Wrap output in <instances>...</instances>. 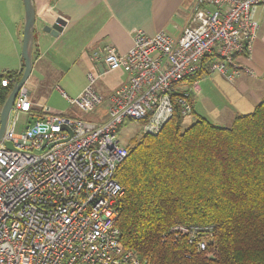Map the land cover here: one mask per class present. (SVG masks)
Wrapping results in <instances>:
<instances>
[{"label": "built area", "instance_id": "obj_1", "mask_svg": "<svg viewBox=\"0 0 264 264\" xmlns=\"http://www.w3.org/2000/svg\"><path fill=\"white\" fill-rule=\"evenodd\" d=\"M262 4L197 0L178 38L139 30L127 52L110 44L94 51L92 60L130 76L110 95L103 123L48 112L17 130L20 113H33L30 92L22 87L0 141V264H149L121 243L119 201L125 189L115 174L128 149L119 127L137 122L142 134H158L173 116L175 102L185 117L190 115L185 79L204 67L230 82L243 71L252 73L238 56L252 51L259 28L255 12ZM89 80L71 100L87 112L104 101L92 74ZM209 228L180 223L170 230L197 240L198 251L205 252L209 243L203 233Z\"/></svg>", "mask_w": 264, "mask_h": 264}, {"label": "trees", "instance_id": "obj_2", "mask_svg": "<svg viewBox=\"0 0 264 264\" xmlns=\"http://www.w3.org/2000/svg\"><path fill=\"white\" fill-rule=\"evenodd\" d=\"M205 74L204 67L185 81ZM21 77L20 70L0 74V108ZM188 100L195 113L192 92ZM34 110L41 118L43 110ZM184 118L175 102L158 134L140 133L127 143L115 174L125 189L122 246L149 264H264V98L230 126L202 115L184 125ZM180 223L210 227L203 233L208 250L175 236L170 229Z\"/></svg>", "mask_w": 264, "mask_h": 264}, {"label": "crops", "instance_id": "obj_3", "mask_svg": "<svg viewBox=\"0 0 264 264\" xmlns=\"http://www.w3.org/2000/svg\"><path fill=\"white\" fill-rule=\"evenodd\" d=\"M34 3L36 30L34 67L30 77L53 86L66 69L75 68L77 83L64 82L75 98L58 87L72 103L71 100L90 84L89 75L92 74L95 77L93 86L107 105L110 95L127 83L130 76L124 69L107 70L101 60H92L93 52L104 44L113 45L122 53L127 52L139 30L147 34L165 31L178 38L197 6V0H34ZM255 18L259 28L252 51L238 56L239 63L253 72L243 71L235 81L229 82L237 94V99L232 95L236 105L248 109V112L264 98V4L256 8ZM58 19L65 21L58 36L44 30L45 25ZM24 22L23 0H0V74L22 69ZM31 101L33 111L37 108L43 110L45 105L40 99ZM50 109L68 115L58 107ZM45 113L48 111L43 110L42 116Z\"/></svg>", "mask_w": 264, "mask_h": 264}, {"label": "rangeland", "instance_id": "obj_4", "mask_svg": "<svg viewBox=\"0 0 264 264\" xmlns=\"http://www.w3.org/2000/svg\"><path fill=\"white\" fill-rule=\"evenodd\" d=\"M76 76L77 70L68 68L64 71L61 79L56 81L53 86L41 84L32 77L29 78L25 86L31 91V99H40L45 105L43 107L45 111L57 113L56 110L50 108L58 107L62 113L93 123H103L108 118V105L106 102H103L94 111L87 112L78 105L72 104L59 90L58 87L68 96L75 98L64 82L77 83ZM229 82L221 74L211 73L203 75L196 83L191 84L190 91H192L195 113H191L184 118V125L192 123L198 115H202L214 124L230 126L237 115L249 113L248 109H242L239 105H236V100L233 99L232 95H235L237 99V94L230 88ZM37 119L38 115H31L26 112L20 113L17 120V130L22 129L27 124H32ZM140 133V124L137 122L127 121L119 128V136L123 144L129 143L134 136Z\"/></svg>", "mask_w": 264, "mask_h": 264}, {"label": "water", "instance_id": "obj_5", "mask_svg": "<svg viewBox=\"0 0 264 264\" xmlns=\"http://www.w3.org/2000/svg\"><path fill=\"white\" fill-rule=\"evenodd\" d=\"M25 6V22H24V32L22 39V52H21V61H22V77L17 81L7 99L0 108V141L4 139V134L8 125L10 112L12 110L14 101L20 89L24 87L29 80L33 67H34V57H33V44H34V35L36 30V7L34 0H23ZM65 26V21L62 19L56 20L53 24H47L44 26V30L51 33L54 36H58ZM71 134V128H67ZM5 144L9 148H13V143L10 140H4ZM53 143L49 145H43L45 149L52 146ZM43 149L38 150V153H41Z\"/></svg>", "mask_w": 264, "mask_h": 264}]
</instances>
